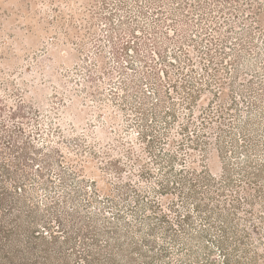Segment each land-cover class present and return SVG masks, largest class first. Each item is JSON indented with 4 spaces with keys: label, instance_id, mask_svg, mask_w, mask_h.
Returning a JSON list of instances; mask_svg holds the SVG:
<instances>
[{
    "label": "rangeland",
    "instance_id": "rangeland-1",
    "mask_svg": "<svg viewBox=\"0 0 264 264\" xmlns=\"http://www.w3.org/2000/svg\"><path fill=\"white\" fill-rule=\"evenodd\" d=\"M164 1L186 34L156 29L150 0H0L4 115L23 105L15 123L59 148L82 211L137 226L152 264H206L207 247L212 264H264V0Z\"/></svg>",
    "mask_w": 264,
    "mask_h": 264
},
{
    "label": "trees",
    "instance_id": "trees-1",
    "mask_svg": "<svg viewBox=\"0 0 264 264\" xmlns=\"http://www.w3.org/2000/svg\"><path fill=\"white\" fill-rule=\"evenodd\" d=\"M149 3L156 6L153 8L158 19L156 29L166 28L169 19L175 22L174 26L179 34H186L190 29L187 20L183 19L178 23L168 16L175 14L173 8L165 6L164 0H150ZM203 30L205 28H201L200 32L203 36L210 35L207 31L203 33ZM133 35H136L135 32ZM218 41L220 46L227 43L225 38ZM154 42L158 43L156 38ZM130 43L127 41L124 50L129 49ZM137 53L139 54L138 51ZM212 53L211 48L204 52L211 59ZM126 55H129L128 51ZM157 56L162 63L168 61L164 50ZM139 57L140 62H146ZM220 58L223 59L224 55ZM130 61L129 64L134 66ZM121 69L124 71L125 67L121 65ZM147 76L141 75L139 81L147 79ZM156 76H159V72L153 74L154 78ZM158 79L161 85V77ZM186 81L188 83V79ZM123 84L125 88L129 86L126 81ZM130 85L136 90L135 96L142 100V110L144 102L149 101V96L141 92V83L135 81ZM158 94L160 95V90ZM5 107L0 101V264H137L138 259L134 256L136 253L146 258L144 264H150L151 256L143 253V246L134 241L138 227L125 217L122 218L119 213L111 221L101 218L91 208L82 211L78 204L82 190L75 185L69 186L71 175L54 166L56 157L61 156L59 148L52 147L48 152H43L33 144L31 136L15 123L20 115L24 116L23 105L9 107L7 116L4 115ZM142 115V121L146 123L147 112L142 111ZM147 136L148 133L144 132L143 138ZM172 161L170 159L169 163L172 164ZM51 171H57L60 178L62 190L59 192L56 191L59 186L49 173ZM226 177L230 179V171ZM78 182L82 183V180ZM39 189L47 192L45 198H39ZM95 203L97 202L89 199L82 206ZM130 228H133L131 232ZM225 234L226 231L222 236ZM205 255L206 264H212V252L208 247ZM227 261L238 264L228 257Z\"/></svg>",
    "mask_w": 264,
    "mask_h": 264
}]
</instances>
